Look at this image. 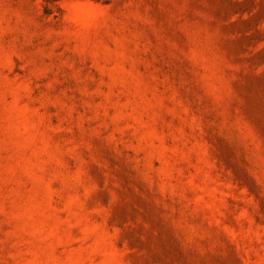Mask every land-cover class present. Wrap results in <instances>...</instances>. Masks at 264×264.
Masks as SVG:
<instances>
[{
	"label": "rangeland",
	"instance_id": "rangeland-1",
	"mask_svg": "<svg viewBox=\"0 0 264 264\" xmlns=\"http://www.w3.org/2000/svg\"><path fill=\"white\" fill-rule=\"evenodd\" d=\"M0 264H264V0H0Z\"/></svg>",
	"mask_w": 264,
	"mask_h": 264
}]
</instances>
